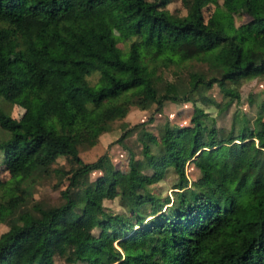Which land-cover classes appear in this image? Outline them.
<instances>
[{"label":"trees","instance_id":"obj_1","mask_svg":"<svg viewBox=\"0 0 264 264\" xmlns=\"http://www.w3.org/2000/svg\"><path fill=\"white\" fill-rule=\"evenodd\" d=\"M170 1L0 0V100L22 108L0 102V264H264V97L252 117L235 107L228 128L203 105L226 109L239 92L225 79L264 75V0H222L207 17L209 0H180L183 12ZM236 12L249 18L235 23ZM187 60L180 95L161 72ZM212 85L228 97L206 95ZM178 100L191 109L157 132L146 127L154 113L122 129L120 143L141 130L125 165L79 154L130 106ZM60 156L71 164L61 199H32ZM170 169L161 193L153 183Z\"/></svg>","mask_w":264,"mask_h":264},{"label":"rangeland","instance_id":"obj_2","mask_svg":"<svg viewBox=\"0 0 264 264\" xmlns=\"http://www.w3.org/2000/svg\"><path fill=\"white\" fill-rule=\"evenodd\" d=\"M222 0H209L204 6V14L207 17L211 12L217 11L222 6ZM167 7L176 12H183L184 7L180 0H171ZM249 17L246 14L234 13L235 23L247 20ZM195 61L187 60L179 64H170L163 68L161 72L162 82H172L175 83L177 91L180 95L184 93L185 78L187 76L188 68L191 67ZM199 63V62H198ZM205 65V64H204ZM199 67V66H198ZM201 67V66H200ZM99 72L93 70L88 72L85 76L88 82H94L98 76ZM226 86L231 87L234 90H238L239 98H233L229 103L230 105L226 109L220 110L214 102L209 104H203L205 109L208 110L212 115L216 116V124L222 125L226 128L230 126L233 110L235 107L240 108L241 112H245L247 116H253L256 112L258 102L264 97V75L256 76L252 78H240L231 77L224 80ZM206 95L212 97L218 102L224 101L228 96H224L222 90L217 85H212L206 90ZM251 97L253 99H251ZM0 102L8 107L13 115H19L22 112V108L16 104H9L5 100L1 99ZM182 106L191 109L190 102L183 101H172L164 105L160 110H155L154 107L147 109H141L136 105L130 106L126 115L120 119H115L111 122L110 129L103 131L99 134L98 140L93 145H81L79 146V154L84 161H94L103 153H107L112 162L115 165H119L123 161L126 153V149L130 148L139 152L141 147V142L139 140V134L141 132L139 125L133 126L130 132L125 136L122 142L115 141L116 137L119 136L120 132L124 127H131L134 122H139L141 120L147 119V117L154 113V119L149 123H146L148 129L157 132L159 127L162 125L164 120H172L177 114V110ZM186 110V109H185ZM188 118V117H187ZM182 121H185L184 119ZM123 126V127H122ZM226 145H222L219 148L220 153H225ZM207 149L202 150V155H207ZM122 163V164H123ZM71 164L64 156L57 157V159L51 164L50 170L47 175L41 174L35 176L33 184L31 185L32 199H39L43 202L55 203L61 199L60 189L67 185L69 179L67 174L68 169ZM193 164H186V171L189 177L196 175L197 171ZM60 170H65V172H59ZM95 171H91L90 175H94ZM175 173L170 169L164 177L153 183L155 187L161 192H171L172 182L175 178ZM9 176V171L4 167L2 152L0 151V178L6 179ZM78 180V179H77ZM73 188V184L71 185ZM1 199V194H0ZM103 203L112 209L120 208L118 198L114 199H103ZM6 227L5 222H0V232ZM70 264H81V263H70Z\"/></svg>","mask_w":264,"mask_h":264}]
</instances>
